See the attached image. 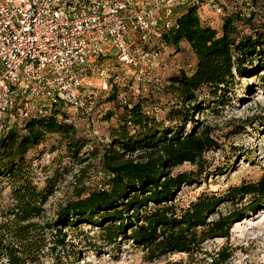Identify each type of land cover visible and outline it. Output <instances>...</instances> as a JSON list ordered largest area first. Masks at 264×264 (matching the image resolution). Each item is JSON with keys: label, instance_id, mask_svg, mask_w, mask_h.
<instances>
[{"label": "trees", "instance_id": "obj_1", "mask_svg": "<svg viewBox=\"0 0 264 264\" xmlns=\"http://www.w3.org/2000/svg\"><path fill=\"white\" fill-rule=\"evenodd\" d=\"M206 11L222 18L221 31L207 24ZM171 21L155 45L179 52L186 43L196 61L192 73L171 76L162 90L164 96L174 98L171 107L162 108L166 110L163 122L151 115L148 97L139 96L118 107L119 114L110 112L105 117L104 121L117 118L108 142L79 137L61 103L42 113L35 111L30 119L13 123L3 132L0 180L8 185L10 195L0 205V264H61L69 234L64 230L77 232L83 223L100 226L107 245H116L121 238L132 242L146 252L149 261L185 254L194 264L193 256L202 245L214 238L228 239L235 220L244 213L223 214L217 209L222 203L238 204L251 197L249 211L253 212L264 201V174L258 182H244L225 195L204 192L183 206L175 198L181 187L208 175L205 154L218 146L212 129L197 125L199 112L211 109L203 107L200 95L207 91L226 105L221 94L233 88L236 76L254 72L246 65L254 69L257 62L255 70L264 68V0H245L231 7L221 0H200L177 7ZM90 92L88 98L95 102L96 93L92 88ZM117 96L112 93L109 101H117ZM164 123L175 126L168 128ZM189 124L193 128L187 131ZM48 136L60 138L69 164L59 167L57 161L54 170L40 167L50 172L41 187L30 156ZM51 162L56 164L55 159ZM186 163L196 170L173 175ZM68 177L72 195L49 218L45 205L54 186ZM212 214L217 218L209 220ZM231 254L228 247L219 249L210 255L212 264L228 261Z\"/></svg>", "mask_w": 264, "mask_h": 264}, {"label": "rangeland", "instance_id": "obj_2", "mask_svg": "<svg viewBox=\"0 0 264 264\" xmlns=\"http://www.w3.org/2000/svg\"><path fill=\"white\" fill-rule=\"evenodd\" d=\"M242 1L245 0H221L229 7ZM206 13L209 18L207 24L221 31L222 18L208 11ZM145 51L160 53L149 71H146L147 63L134 68L114 59L91 65L89 75L94 78L92 91L96 93L92 116L86 118L82 111L65 107L69 122L75 124L79 137L108 142L110 128L115 125L117 118L115 116L110 121H104L105 117L110 112L119 114L121 111L118 107L139 99V96L148 97L151 115L164 121L166 110L162 108L171 107L174 98L164 96L162 90L171 76L181 71L192 73L196 57L186 43L181 44L179 52L159 43L146 47ZM246 66L254 72L236 76L233 88L221 94L228 104L221 105L216 102L218 98L209 96L207 91L200 95V101L205 104L203 107L210 106L211 109L206 108L203 113L199 112L195 117L198 120L197 125L209 126L218 146L205 154L208 175L200 177L197 183L181 187L176 194V203L180 206L196 201L204 192L225 195L230 188L244 182H258L264 174V68L255 70V66L254 69ZM115 92L118 93L117 101H109V96ZM164 126L174 127L175 123H164ZM192 128L193 124L187 125V131ZM65 155V146L57 136H48L31 154L38 170L35 179H41V187L44 186L45 175H50V172H44L40 167L57 169V161L60 162L59 167H64L69 164ZM52 159H55V165L51 162ZM195 170V166L186 163L172 173L177 175ZM0 181V205H5L9 200L10 189L3 180ZM72 190L70 177L54 186L53 194L45 205L47 217H55L59 204L71 197ZM251 201L252 198L247 197L238 204L224 202L217 208L223 214L234 210L244 213L235 220L228 239L214 238L202 245L199 253L193 256L194 264H212L210 255L224 247L230 248L232 254L228 261L221 264H264V201L253 212L249 211ZM215 218L217 214H212L209 220ZM133 222L140 225V222ZM100 228L83 223L79 225L77 232L64 230V233L69 234L67 247L61 253V264H192V258L185 254H171L149 261L145 251L125 238L119 239L116 245H107L101 239Z\"/></svg>", "mask_w": 264, "mask_h": 264}, {"label": "built area", "instance_id": "obj_3", "mask_svg": "<svg viewBox=\"0 0 264 264\" xmlns=\"http://www.w3.org/2000/svg\"><path fill=\"white\" fill-rule=\"evenodd\" d=\"M199 1L0 0V140L54 103L92 115L91 65L115 59L152 70L160 53L145 47L162 37L177 7Z\"/></svg>", "mask_w": 264, "mask_h": 264}]
</instances>
